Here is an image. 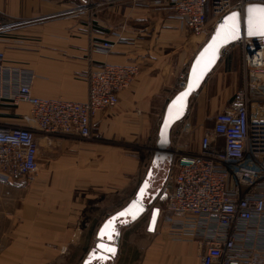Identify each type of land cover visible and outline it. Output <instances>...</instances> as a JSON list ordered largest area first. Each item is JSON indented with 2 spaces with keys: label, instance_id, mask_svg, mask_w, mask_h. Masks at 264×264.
I'll return each instance as SVG.
<instances>
[{
  "label": "crops",
  "instance_id": "crops-1",
  "mask_svg": "<svg viewBox=\"0 0 264 264\" xmlns=\"http://www.w3.org/2000/svg\"><path fill=\"white\" fill-rule=\"evenodd\" d=\"M83 6L84 0H0V52L8 63L34 71L33 96L81 102L90 67H138L117 105L96 116L92 139L39 138L38 169L26 191L21 188L12 223L1 231L0 264L83 263L101 223L128 203L144 179L152 156L142 149L156 143L154 129L178 92V75L209 38L200 39L151 3L127 1L93 13ZM103 40L115 42L109 53L95 49ZM227 47L196 91L189 121L196 137L206 115L220 111L241 83L233 55L223 57ZM222 88L230 95L216 100ZM28 113L26 102L0 104L1 123L22 125ZM173 128L170 150L197 147L198 140L187 146V129L174 138ZM140 220L120 227L118 250L104 264H200L196 244L171 234L162 215L153 231L149 220L138 225Z\"/></svg>",
  "mask_w": 264,
  "mask_h": 264
},
{
  "label": "built area",
  "instance_id": "built-area-1",
  "mask_svg": "<svg viewBox=\"0 0 264 264\" xmlns=\"http://www.w3.org/2000/svg\"><path fill=\"white\" fill-rule=\"evenodd\" d=\"M127 1L162 7L193 33L212 32L225 15L243 16L248 5L264 6V0H84L83 8L93 13ZM234 44L241 51V85L194 150H170L167 176L152 204L171 234L196 244L200 264H264V36L243 35ZM114 45L103 40L95 49L106 54ZM137 72V66L104 62L88 69L84 101L42 98L31 92L34 71L8 63L0 52V104L29 105L24 124L0 122V183L31 178L39 138L92 139L98 113L117 105Z\"/></svg>",
  "mask_w": 264,
  "mask_h": 264
},
{
  "label": "water",
  "instance_id": "water-1",
  "mask_svg": "<svg viewBox=\"0 0 264 264\" xmlns=\"http://www.w3.org/2000/svg\"><path fill=\"white\" fill-rule=\"evenodd\" d=\"M259 8H264V6L251 4L245 8L243 16L237 11L225 15L211 32L205 44L197 52L190 65L184 87L174 95L165 109L158 131L156 150L152 155L151 164L144 179L128 203L110 214L101 223L96 233L94 249L88 252L82 264H104L106 261L111 260L118 250L120 227L135 222L146 213L149 206H152L160 192V189H157L155 193L150 191L151 184L155 179V172L161 165L168 164L172 158L169 143L173 124L183 118L189 98L198 90L201 83L211 72L219 60L223 48L232 45L243 35L247 37L264 36V31L260 27V13L257 11ZM233 13L236 14L234 18ZM233 24H235V38L232 35ZM183 93H187V95L182 96L181 94ZM141 189H143V192H141ZM125 210L128 211L123 217L118 216L120 212ZM158 214V208L153 207L149 216V231L154 230ZM106 224L108 225L107 228L105 227Z\"/></svg>",
  "mask_w": 264,
  "mask_h": 264
},
{
  "label": "rangeland",
  "instance_id": "rangeland-1",
  "mask_svg": "<svg viewBox=\"0 0 264 264\" xmlns=\"http://www.w3.org/2000/svg\"><path fill=\"white\" fill-rule=\"evenodd\" d=\"M210 34H211V32L209 31V28H206V30H204L200 34H197V36H200V39H201L202 35H204V40H205V39H207L210 36ZM204 40L202 42H204ZM203 44L204 43H202V45ZM224 54L227 55V56H228V54L233 55L234 59L237 61L238 65H239V75H240V80H241V67H240L241 51H240V46L233 43L232 45H229V47L226 48L225 53L223 52V57L225 58ZM191 63H192V61H191ZM191 63H189V65H186V67H184L182 69L181 73L178 75L177 85H176L177 88H178V91L182 89V87H180V83L187 79V75H188V71H189ZM240 85H241V83L239 82L238 87ZM211 93H213L212 90H211ZM217 93H218V97L215 96L216 100H218V99L220 100L221 98H225L228 95H230V92H229L228 88H222ZM217 93H215V94H217ZM197 94L198 93H196V95L192 94L191 97L189 98L190 107L187 110V113L184 114L183 119H180V120L176 121L177 123L175 122L173 124L174 128H173V134L172 135H173L174 138L177 136L179 129H181V130L182 129L183 130L187 129V132L189 134L188 136L191 137V139L188 140V141H186V140L185 141L187 142V146H189L191 148L195 147V145L197 143V140L200 138L201 134L203 132H205L206 130H208V128L211 127V125L213 123L214 115L219 111L217 109L214 112L207 114L206 117H205V122L203 123V125H201L200 130H199L202 133L198 137H196L197 134L196 135L195 134L192 135L193 129H192V126L190 125L189 121H190V119H191V117L193 115H192V113H190V110H191V107H193L196 104ZM208 95H211L210 94V89H209V94ZM184 122H189L190 126H185L184 127L183 126ZM158 129H159V127L155 126L154 133H158ZM154 148H156V143L154 144L152 142L151 144L145 145L144 149H142V151H143L142 155H144V156L146 155V158L152 156L153 153H154ZM148 164H150V163L148 162ZM146 168H147V166H146ZM146 168H145V170H147ZM145 170L143 169V172H145ZM165 170H166V167H165L164 172L162 174L163 177L165 175ZM154 185H155V180H154ZM27 186H30V179L29 180H24V181H15L13 183H0V236L2 235L1 231L4 230L5 226H10V224L12 223V220H11L12 217L11 216L14 217L16 203L21 201L20 200L21 199V194H20L21 188L24 187V191H26L25 189H26ZM152 208H153L152 206H149V208L146 211V213L141 217V220L138 223V225L148 222L149 216H150V212H151ZM92 249H94V246H92Z\"/></svg>",
  "mask_w": 264,
  "mask_h": 264
},
{
  "label": "flooded vegetation",
  "instance_id": "flooded-vegetation-1",
  "mask_svg": "<svg viewBox=\"0 0 264 264\" xmlns=\"http://www.w3.org/2000/svg\"><path fill=\"white\" fill-rule=\"evenodd\" d=\"M166 167V170H165V175L167 176V172H168V164H163L160 166V168L156 171V174H155V185H154V189L153 191H151V193H155L157 189H161L164 182H165V179H166V176L164 175L163 177V172H164V169ZM163 180V181H162ZM162 181V182H161Z\"/></svg>",
  "mask_w": 264,
  "mask_h": 264
},
{
  "label": "snow or ice",
  "instance_id": "snow-or-ice-1",
  "mask_svg": "<svg viewBox=\"0 0 264 264\" xmlns=\"http://www.w3.org/2000/svg\"><path fill=\"white\" fill-rule=\"evenodd\" d=\"M250 11H251V9H250ZM259 13H260V27H261V30L262 31H264V8H259L258 10H257ZM236 16V14L235 13H233V18ZM232 35H233V38H235V24H233L232 25ZM182 96H185V95H187V93H183V94H181ZM141 192H143V189H141ZM128 210H125V211H123V212H120L119 214H118V216H120V217H123L125 214H126V212H127ZM113 219H115V218H113ZM110 223V222H109ZM107 224L105 225V227L107 228ZM109 238H111V237H109Z\"/></svg>",
  "mask_w": 264,
  "mask_h": 264
}]
</instances>
